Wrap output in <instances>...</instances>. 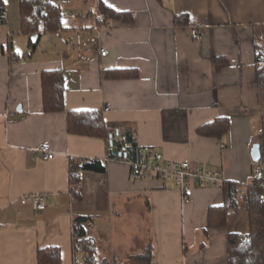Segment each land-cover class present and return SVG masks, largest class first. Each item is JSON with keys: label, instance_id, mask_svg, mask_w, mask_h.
Wrapping results in <instances>:
<instances>
[{"label": "crops", "instance_id": "obj_1", "mask_svg": "<svg viewBox=\"0 0 264 264\" xmlns=\"http://www.w3.org/2000/svg\"><path fill=\"white\" fill-rule=\"evenodd\" d=\"M5 1L0 264H38L37 250L51 246L60 248L61 264H82L72 239L79 216L92 217L91 234L105 257L130 260L151 248L153 264H228V233L246 235L249 219L240 206L225 228L205 233L209 210L227 202L222 186L193 187L186 204L171 184L131 181L126 161L107 160L105 139L68 133L67 112L102 111L122 135L135 134L138 149L151 146L167 162L220 169L226 183L248 182L255 166L264 172V94L256 77L264 0H103L134 20L100 27L99 0L94 9L90 0H61L63 29L30 38L22 33L20 1ZM220 59L226 60L221 68ZM59 70L66 112L44 113L41 74ZM220 117L231 121L226 136L198 135ZM48 143L56 157L47 161L38 150ZM254 145L261 148L259 162L251 156ZM72 159L99 160L107 168L82 172L78 200L69 182ZM37 194L48 198L44 211L21 203Z\"/></svg>", "mask_w": 264, "mask_h": 264}, {"label": "trees", "instance_id": "obj_2", "mask_svg": "<svg viewBox=\"0 0 264 264\" xmlns=\"http://www.w3.org/2000/svg\"><path fill=\"white\" fill-rule=\"evenodd\" d=\"M22 33L29 38L35 34H56L63 29V18L66 13L62 8L61 0H19ZM162 2L163 0H158ZM99 18L96 25L103 26L109 20H122L133 23L134 17L130 13H123L108 7L103 0L98 1ZM182 20V18H179ZM0 22L6 24V1L0 0ZM183 24L187 23L184 17ZM32 48L36 43L30 41ZM257 53V86L264 94V44L258 45ZM10 54L13 55L11 48ZM226 60H219V67L225 65ZM117 73V72H116ZM114 73V74H116ZM65 74L63 70L45 71L41 74L42 99L44 113L66 112L64 93ZM67 130L71 135L87 138L105 139L108 149V160L122 161L134 159L138 154V144L135 134L122 135L119 128L109 125L102 111L75 110L67 112ZM231 129V121L220 117L212 123L203 125L198 129L199 136L209 138H223ZM127 139L126 155L116 156L113 147L119 144V138ZM71 192L75 200L81 196L82 172H96L105 174L106 164L99 160H71L69 164ZM240 186L238 183H225L222 188L225 192L226 203L220 207H213L208 213V225L205 233L212 229L225 228L232 211L240 206L246 211L249 219V232L246 235L228 233V264H264V185L253 184L248 187L245 200L240 201ZM82 225L77 240L81 243L83 251L90 257L88 264H153V251L148 248L144 253L130 258V263H121L114 256L110 260L101 258L98 253V242L91 234V216H79L75 219ZM62 254L58 247L39 248L37 250L38 264H61Z\"/></svg>", "mask_w": 264, "mask_h": 264}, {"label": "built area", "instance_id": "obj_3", "mask_svg": "<svg viewBox=\"0 0 264 264\" xmlns=\"http://www.w3.org/2000/svg\"><path fill=\"white\" fill-rule=\"evenodd\" d=\"M191 36L196 42L201 40V34L197 29H193ZM100 54L106 57L107 51L101 49ZM119 144L113 147L116 156L126 153L129 145L126 143L125 136L119 138ZM38 152L45 160H53L56 155L51 148V144H44ZM127 154V153H126ZM108 160V158H107ZM131 167V181H159L171 184L179 190L183 195V201L188 204L191 202L189 191L193 187L199 188H219L226 183V178L222 170L213 169L207 166L195 168L189 161L183 162H167L163 153L154 151L151 146H143L138 149V155L134 159L125 160ZM257 184L262 187L264 185V172L258 165L254 167L250 175V180L240 186V201L245 200L248 187ZM24 205L30 204L36 211H44L48 206V198L45 195L37 194L35 196H24L21 198ZM72 239L74 240L75 252H83V263L88 264L90 257L84 253L81 243L77 237L82 229V225L73 222Z\"/></svg>", "mask_w": 264, "mask_h": 264}, {"label": "rangeland", "instance_id": "obj_4", "mask_svg": "<svg viewBox=\"0 0 264 264\" xmlns=\"http://www.w3.org/2000/svg\"><path fill=\"white\" fill-rule=\"evenodd\" d=\"M76 2V1H75ZM73 4H74V2H73ZM94 2H93V0H90V8H93L94 9ZM34 42H35V40H34ZM108 254H109V256L108 257H105V256H102L101 255V258H106V259H108V260H110L111 259V257L112 256H115V255H113L112 253H109L108 252ZM84 255V254H83ZM83 255L82 254H80V257H81V261H82V263H83ZM118 257V261H120L121 263H130V260L129 259H124V258H122L121 256H117Z\"/></svg>", "mask_w": 264, "mask_h": 264}, {"label": "water", "instance_id": "obj_5", "mask_svg": "<svg viewBox=\"0 0 264 264\" xmlns=\"http://www.w3.org/2000/svg\"><path fill=\"white\" fill-rule=\"evenodd\" d=\"M126 155V153H124ZM251 156L254 162H259L261 159V148H259V145H254Z\"/></svg>", "mask_w": 264, "mask_h": 264}]
</instances>
